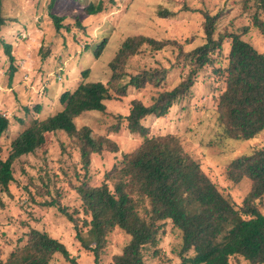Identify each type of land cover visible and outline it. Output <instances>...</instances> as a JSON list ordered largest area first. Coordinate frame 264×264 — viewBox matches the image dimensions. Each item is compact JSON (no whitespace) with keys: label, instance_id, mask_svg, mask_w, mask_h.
Segmentation results:
<instances>
[{"label":"trees","instance_id":"obj_1","mask_svg":"<svg viewBox=\"0 0 264 264\" xmlns=\"http://www.w3.org/2000/svg\"><path fill=\"white\" fill-rule=\"evenodd\" d=\"M237 1L241 2L242 11L251 16L252 25L222 32L219 25L225 11L220 9L202 12L203 42L190 49L177 40L142 33L127 36L108 62L106 81L90 80L88 68L75 87L59 94L60 106L54 111L43 113V104L39 103L29 124L20 116L15 126L25 125L9 143L7 157H2L6 146L0 143V191H10L17 159L45 143L46 135L65 134L78 146L83 173L75 165L79 184L71 178L67 180L77 190L80 206L71 211L63 205V190L50 178V184H31L43 197L44 205L60 210L74 225L81 247L94 254L97 264L107 237L114 230H122L128 236L122 251L114 256V264H146L144 249L157 243L167 230L180 236L174 250L180 264H230L235 257H243L250 264H264V147L235 157L224 169L225 178L234 185L246 178L250 181V190L238 205L185 149L180 135L149 134V121L165 118L171 108L190 97L199 74L218 62L219 57L224 62L215 71L221 85L213 100L220 137L248 140L264 130V51L244 39L251 26L264 37V0ZM56 2L50 0L48 9L52 10ZM104 9L101 1L88 4L85 12L96 15ZM158 13L168 16L164 10ZM50 15L58 31L66 27L62 17ZM9 20L4 15V0H0V33ZM3 45L13 60L11 45ZM101 45L93 51L96 57L104 43ZM168 45L174 47L176 55L165 65L155 55ZM177 67L181 71L178 82L166 88L169 74ZM16 71L12 64L8 71L10 81ZM146 87L155 89L150 103L132 96L125 114L110 112L111 101L123 102L131 90ZM3 105L1 102L0 139L11 133L14 118L2 111ZM22 107L24 113L30 112V106ZM89 111L113 115L117 122L108 130L117 132L125 127L142 141L118 157L114 154L118 145L96 136L89 125L77 126V119ZM107 157L112 166L96 183L93 163L103 165ZM22 241L23 246L9 257L2 259L0 255V264H52L56 255L77 264L63 241L37 227H30Z\"/></svg>","mask_w":264,"mask_h":264},{"label":"rangeland","instance_id":"obj_2","mask_svg":"<svg viewBox=\"0 0 264 264\" xmlns=\"http://www.w3.org/2000/svg\"><path fill=\"white\" fill-rule=\"evenodd\" d=\"M101 1L105 8L103 11L96 15L85 12L88 4H98ZM49 2L50 0H4V15L10 20L0 33V103H4L2 111L14 118L11 133L0 139V143L6 146L1 153L2 157L8 156L9 143L20 134L25 125L17 128L16 120L23 117L29 124L35 115L34 107L37 104H43L45 114L54 111L60 106L59 94L75 87L88 68L90 80L106 81L109 77L108 62L127 36L142 33L157 39L177 40L190 49L203 42L202 12H216L220 9L225 11L219 25L222 32L225 29L231 31L244 25H252L251 16L242 11V4L237 0H57L52 10L48 9ZM158 10L167 11L168 16H160ZM50 13L62 17L66 27L58 31ZM244 39L258 50L264 51V37L255 26L250 27ZM4 43L11 45L13 60ZM103 43L101 54L96 57L93 51ZM225 51H228L227 45ZM175 55L174 47L168 45L155 58L168 65V59L173 60ZM152 57L148 60L153 62ZM222 62L224 60L221 61L219 57L218 62L201 72L192 95L171 108L165 118L151 119L149 134L180 135L185 149L199 160L201 167L217 182L221 190L230 194L241 205L250 190V181L246 178L234 185L225 178L224 169L235 157L263 148L264 130L248 140L233 141L220 137L213 99L221 85L215 70ZM12 64L17 71L9 86L11 81L8 71ZM180 73L179 67L171 71L165 87H173L178 82ZM154 90L151 87L131 90L123 102H110V112L125 114L132 96L150 103ZM24 105L30 106L29 113L23 112ZM116 122L111 114L89 111L77 119V126L89 125L96 136L110 139L119 146V150L114 153L119 157L136 148L143 138L125 127L117 132L108 130ZM80 162L78 146L65 134L56 133L46 135L45 143L14 162L11 189L9 192L0 191L2 259L23 246L22 237L30 227H37L63 241L76 257L77 264H97L94 254L81 247L74 225L60 210L44 205L43 197L37 195L36 188L31 184H50V178L63 190V205L71 211L75 210V206H80L78 192L67 179L71 178L74 184H79L74 167L76 165L82 174ZM102 162L103 165L93 163L96 183L103 180L104 172L112 166L108 157ZM51 189H54V184ZM127 240L128 236L122 230L112 231L107 237L98 264H114V256L122 251ZM179 243L178 232L173 234L167 230L157 243L144 249L146 264H180L181 259L174 251ZM52 264L72 263L56 255ZM230 264L250 263L243 257H235Z\"/></svg>","mask_w":264,"mask_h":264}]
</instances>
